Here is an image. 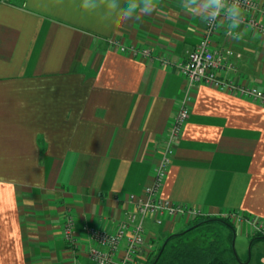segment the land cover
<instances>
[{"label": "crops", "instance_id": "0c3cea01", "mask_svg": "<svg viewBox=\"0 0 264 264\" xmlns=\"http://www.w3.org/2000/svg\"><path fill=\"white\" fill-rule=\"evenodd\" d=\"M204 4L157 0L152 14L124 21L109 0H0V264H95L84 227L114 234L153 183L186 89L160 59L187 60L207 30ZM242 18L264 27L262 13ZM213 46L232 50L235 84L264 91V34L225 24ZM161 199L210 219L240 216L234 227L264 241V105L198 87ZM195 222L147 221L145 251L130 264H148Z\"/></svg>", "mask_w": 264, "mask_h": 264}, {"label": "built area", "instance_id": "2783aa9c", "mask_svg": "<svg viewBox=\"0 0 264 264\" xmlns=\"http://www.w3.org/2000/svg\"><path fill=\"white\" fill-rule=\"evenodd\" d=\"M223 3L224 8L218 17L213 19L208 16L205 36L196 48L188 54L185 62L174 63L164 58L160 59L162 64L174 67L184 75L186 79L185 96L170 126L164 143L163 157L155 171L153 183L145 189V197L143 199L131 197L129 202L135 206V209L127 214V219L119 223L114 234L84 227L90 239L94 242L88 256L95 264H130L133 257L145 250L146 222L149 220L161 224L166 214L171 216H203L197 210H187L161 199V191L169 172L174 146L183 133L185 123L189 118L193 94L198 87L212 85L223 91H236L264 105V91L259 88L237 85L229 77L230 72H236V67L232 61L234 57L232 50H217L213 46V37L220 32L222 26L232 23L227 15V10L232 4H238L242 13L246 15L264 14V0H223ZM240 25L250 26L264 34V27L256 20L242 18ZM228 35L233 36V32L229 31ZM119 47L122 51L128 50L123 45H119ZM130 50L135 54L140 53L143 57L151 55L146 50L139 51L135 48H130ZM228 217L239 222L244 221L242 217L234 214L228 215ZM253 225L257 227L256 223ZM64 228L67 242L76 245V231L73 220L67 219ZM257 230H261V228L258 226ZM123 243L126 245L125 255L119 257Z\"/></svg>", "mask_w": 264, "mask_h": 264}, {"label": "rangeland", "instance_id": "374dc122", "mask_svg": "<svg viewBox=\"0 0 264 264\" xmlns=\"http://www.w3.org/2000/svg\"><path fill=\"white\" fill-rule=\"evenodd\" d=\"M228 224H233V218L228 216L215 219L196 217L182 242L201 249L216 248L229 264H264V241L253 244V238L240 225L233 230Z\"/></svg>", "mask_w": 264, "mask_h": 264}, {"label": "trees", "instance_id": "16d2710c", "mask_svg": "<svg viewBox=\"0 0 264 264\" xmlns=\"http://www.w3.org/2000/svg\"><path fill=\"white\" fill-rule=\"evenodd\" d=\"M228 225L234 230L233 224ZM189 231L167 236L148 264H229L216 248L201 249L184 244L182 237Z\"/></svg>", "mask_w": 264, "mask_h": 264}, {"label": "clouds", "instance_id": "9594fccd", "mask_svg": "<svg viewBox=\"0 0 264 264\" xmlns=\"http://www.w3.org/2000/svg\"><path fill=\"white\" fill-rule=\"evenodd\" d=\"M109 8L113 11H123L124 21L129 19L139 18L141 15H150L157 9V0H148L147 5L136 4L135 6L130 3L120 4V0H109ZM224 8L223 0H205L204 11L213 19L221 14ZM227 15L232 21L231 27L238 28L242 23V11L238 4H232L228 10Z\"/></svg>", "mask_w": 264, "mask_h": 264}, {"label": "water", "instance_id": "95a60500", "mask_svg": "<svg viewBox=\"0 0 264 264\" xmlns=\"http://www.w3.org/2000/svg\"><path fill=\"white\" fill-rule=\"evenodd\" d=\"M164 249V247L162 248V250Z\"/></svg>", "mask_w": 264, "mask_h": 264}]
</instances>
